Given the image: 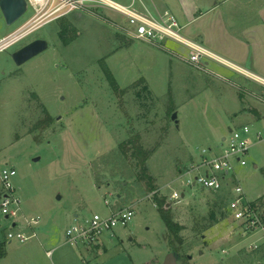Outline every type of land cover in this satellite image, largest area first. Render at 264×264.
<instances>
[{
  "label": "rangeland",
  "instance_id": "rangeland-1",
  "mask_svg": "<svg viewBox=\"0 0 264 264\" xmlns=\"http://www.w3.org/2000/svg\"><path fill=\"white\" fill-rule=\"evenodd\" d=\"M240 1L245 0H236L234 16L247 20L252 14ZM60 14L41 18L33 31L0 52V170L17 169L14 183L23 219L40 217L53 235L50 242L40 232L25 242L11 240L8 233L19 227L0 213L6 253L0 264H163L171 251L167 227L155 196L148 198L145 182L137 180V160H124L120 149L123 141L138 137L154 150L148 166L157 194L166 197L175 221L184 226V245L176 243L181 261L264 264V255L251 248L263 240L261 230L240 231L228 212L202 230L215 193L177 182L203 148L219 150L224 137L248 124L252 144L243 156L247 164L235 161V170L264 219V121L257 118L264 113V86L258 88L215 61L204 67L188 62L183 56L190 50L178 42L156 44L126 36L113 22L127 24L126 18L115 10L91 6ZM32 16L30 8L8 25L0 8V38ZM63 25L70 26L67 42L59 34ZM39 38L47 39L49 48L18 66L12 53ZM262 46L264 52L263 37ZM104 66L116 78L117 90ZM175 111L178 124L172 118ZM259 131L263 138L256 140ZM229 181L237 183L234 176ZM173 188L183 199L171 200ZM132 203L135 214L128 225L105 231L97 242L66 243L69 227ZM54 246L50 257L47 251Z\"/></svg>",
  "mask_w": 264,
  "mask_h": 264
},
{
  "label": "built area",
  "instance_id": "built-area-1",
  "mask_svg": "<svg viewBox=\"0 0 264 264\" xmlns=\"http://www.w3.org/2000/svg\"><path fill=\"white\" fill-rule=\"evenodd\" d=\"M29 9L32 8L33 16L30 20L17 30L0 38V52L6 50L28 33L36 28V23L43 17L60 12L61 15L71 13L76 9H86L91 6L99 8L112 9L119 12L126 18L127 24L113 21L117 29L128 37L156 44L166 43L172 40L184 45L190 53L183 56L188 62L200 67L207 65L209 61H218L228 67L230 64L197 42L191 41L184 35V26L181 24L176 14L171 11L151 12L140 10L136 7L135 0L132 4L125 5L116 0H27ZM141 2V0H140ZM28 9V10H29ZM244 72L241 69H238ZM247 76L261 80L245 71ZM251 129L248 125L233 129L231 135L225 138V146L219 147V150L213 148H203L200 159L193 162L185 170L177 182L185 187L199 186L213 192H221L225 187H229L232 198L226 206V210L232 218L239 223L240 231L255 233L257 230L263 232L264 240V219L258 203L249 200L246 197L244 188L236 175L235 161L241 165L247 162L243 158L246 152L251 148V142L248 135ZM256 140L263 138L261 132L255 135ZM17 175V169L13 166H6L0 170V213L6 219L13 222V227H19L17 232L10 231L9 239H17L25 242L36 237L34 228L41 222V218L33 216L23 219L22 200L17 193L14 178ZM234 176L237 183L230 185V178ZM231 186V187H230ZM158 190L151 192L147 197L157 193ZM171 200L179 201L183 199V193L173 188L170 194ZM134 206L132 203L126 207L111 210L108 215L95 213L91 218H87L82 224H76L69 227L66 231V243L76 245L78 243L88 244L99 241V237L105 231H112L118 225L126 226L134 217ZM241 234V232H239ZM263 240L251 245L253 250L260 249L263 246ZM47 254L52 257L53 250H48Z\"/></svg>",
  "mask_w": 264,
  "mask_h": 264
},
{
  "label": "crops",
  "instance_id": "crops-1",
  "mask_svg": "<svg viewBox=\"0 0 264 264\" xmlns=\"http://www.w3.org/2000/svg\"><path fill=\"white\" fill-rule=\"evenodd\" d=\"M263 1H240L239 6H245L249 11L248 15L252 14L248 16L247 20L234 16L235 6H237L235 4L237 3L236 0H151L150 3L146 0H141V2L139 0V5L135 4L140 10L151 12L168 10L173 12L184 26L183 31L186 38L202 44L213 54L228 62L230 67L218 61L215 62L230 68L238 75H244L245 78L249 79L247 82H252L256 86L258 85V88H261L264 86L261 80L247 76L244 72L247 71L254 77L264 79V52L262 49V37L264 38L262 30L264 27ZM132 2L124 4L130 5ZM210 62H207V66H209ZM241 87L246 91L248 90V87L244 85ZM261 93L263 97L261 99L264 100V92ZM258 108L263 109V106L260 104ZM257 118L259 121H264V113H262L261 117ZM245 125L248 124H244L243 126ZM119 208L123 207L113 206L112 210ZM37 228L38 231L34 228L37 236L38 232H40L50 242V239L53 237L52 227L44 225L41 220ZM55 248L54 246V248L49 250L54 251Z\"/></svg>",
  "mask_w": 264,
  "mask_h": 264
},
{
  "label": "trees",
  "instance_id": "trees-1",
  "mask_svg": "<svg viewBox=\"0 0 264 264\" xmlns=\"http://www.w3.org/2000/svg\"><path fill=\"white\" fill-rule=\"evenodd\" d=\"M68 32H70L69 25H63V27H61L59 31L60 37L65 42H67L68 39L67 37ZM104 70L111 85L114 87L115 90H117L119 88V85L113 73L106 66H104ZM145 89L148 90L147 87H145ZM44 111H46L47 114L46 120H50L51 117L49 113L47 112L46 109ZM139 140L140 137H138L137 140L130 138L128 140L123 141L120 144L121 153L124 155L123 156L124 160L130 161L131 158L137 160L136 163L140 169L139 170L140 173L137 172L135 174L137 180L138 181L143 180L145 182L146 185L143 191L153 192L157 190L156 181L154 176L150 173L148 160L153 155L154 150L145 148ZM157 193L154 194L155 201L157 203L160 216L163 219L168 230V237H169L171 250H175L177 253L181 255L180 249L176 243L179 242L180 246L184 245L183 238L180 236V233L184 229V226L175 221L173 213L170 208L171 206H169L166 197L165 196L160 197ZM213 193H215V198L211 202V208L209 210L208 215L204 218V220L207 223L205 224V226H203L202 230H206L209 227L214 226L215 224L219 223L223 219V217L226 216L227 213L226 206L229 200L232 198L229 187H225L221 192H213ZM0 198H1V187H0ZM254 252L258 255L260 254L264 255V245L260 249L254 250ZM5 254L6 253L3 248V245L0 242V258L4 257ZM187 256H189V254H187Z\"/></svg>",
  "mask_w": 264,
  "mask_h": 264
},
{
  "label": "water",
  "instance_id": "water-1",
  "mask_svg": "<svg viewBox=\"0 0 264 264\" xmlns=\"http://www.w3.org/2000/svg\"><path fill=\"white\" fill-rule=\"evenodd\" d=\"M0 8L7 24L12 25L28 12L29 5L27 0H0ZM48 48L49 41L44 38H39L15 50L12 53V58L15 63L20 66ZM172 118L177 124L179 123L177 111L173 113ZM189 258H192V256L189 255ZM163 264L184 263L181 261V255L175 250H171L166 255Z\"/></svg>",
  "mask_w": 264,
  "mask_h": 264
},
{
  "label": "flooded vegetation",
  "instance_id": "flooded-vegetation-1",
  "mask_svg": "<svg viewBox=\"0 0 264 264\" xmlns=\"http://www.w3.org/2000/svg\"><path fill=\"white\" fill-rule=\"evenodd\" d=\"M19 66V65H18Z\"/></svg>",
  "mask_w": 264,
  "mask_h": 264
}]
</instances>
